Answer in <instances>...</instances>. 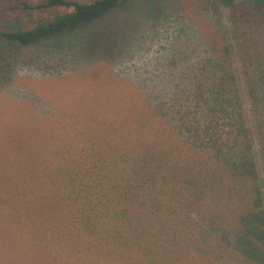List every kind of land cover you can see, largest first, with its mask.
<instances>
[{
	"label": "rangeland",
	"instance_id": "obj_1",
	"mask_svg": "<svg viewBox=\"0 0 264 264\" xmlns=\"http://www.w3.org/2000/svg\"><path fill=\"white\" fill-rule=\"evenodd\" d=\"M21 1L45 0H0V30L21 27ZM0 49L10 60L0 73V264H173L113 256L73 211L90 172L114 178L122 153L171 135L192 143L179 130L207 135L211 108L223 109L211 130L230 135L219 160L253 163L264 198V13L234 23L220 3L129 0L77 29L23 47L0 40Z\"/></svg>",
	"mask_w": 264,
	"mask_h": 264
},
{
	"label": "trees",
	"instance_id": "obj_2",
	"mask_svg": "<svg viewBox=\"0 0 264 264\" xmlns=\"http://www.w3.org/2000/svg\"><path fill=\"white\" fill-rule=\"evenodd\" d=\"M128 1H21V27L0 30V40L28 46L90 24ZM219 3L234 23H250L264 13V0H201L206 11ZM6 58L0 49V73L10 67V60L3 65ZM221 111L211 108L203 117L208 136L201 130H179L192 143L171 135L169 143L147 145L134 156L122 153L114 178L105 176V167L90 172L82 184L86 197H79L73 211L82 233L131 262L264 264L262 187L253 163L219 160L230 139L211 130H220ZM201 135L215 145L209 147L210 156L201 151Z\"/></svg>",
	"mask_w": 264,
	"mask_h": 264
}]
</instances>
